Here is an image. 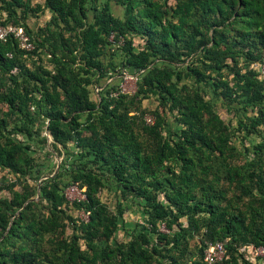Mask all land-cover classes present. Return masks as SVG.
Returning a JSON list of instances; mask_svg holds the SVG:
<instances>
[{"label":"trees","instance_id":"16d2710c","mask_svg":"<svg viewBox=\"0 0 264 264\" xmlns=\"http://www.w3.org/2000/svg\"><path fill=\"white\" fill-rule=\"evenodd\" d=\"M167 2L0 0V24L34 45L0 39V264H209L218 242L215 264H264L247 255L264 247V0ZM216 99L242 111L237 128ZM236 131L259 139L242 149ZM110 184L146 218L124 239Z\"/></svg>","mask_w":264,"mask_h":264},{"label":"rangeland","instance_id":"374dc122","mask_svg":"<svg viewBox=\"0 0 264 264\" xmlns=\"http://www.w3.org/2000/svg\"><path fill=\"white\" fill-rule=\"evenodd\" d=\"M43 0H31L32 5L36 3H42ZM175 3V0H168L167 4L172 5ZM116 10L118 7H114ZM119 11V15L122 17L123 16V10L122 8L117 9ZM50 18V13L48 10H45L41 13H39L37 16H34L32 18H29L30 20V25L34 27V29H37L40 25H44L46 21H48ZM135 45H140L142 44V40L137 38L134 40ZM123 80L121 83V88L126 91V92H134L136 88L135 84V77L130 74H126L123 76ZM204 87L203 85H201ZM205 89L208 92V96L210 97L211 95V89L205 87ZM99 90V88L96 89V91ZM92 96H95V90L93 91ZM156 100L153 97H150L148 99L144 100V104L146 106H149L150 108H153L156 105ZM215 108L220 114V116L230 124V126L235 129L237 128V120L241 116L242 111H234V110H229L226 105L222 103L221 100H215ZM240 107V106H238ZM247 114H251V112H248ZM165 118L168 124V128L173 129L176 126V123L174 121V115L170 112H167L165 114ZM244 131H236L235 135L233 136V141L243 149L244 146H248L251 141H256L259 138L254 135L250 134L248 137L244 136ZM164 134H166L164 132ZM36 156H40L39 152L36 153ZM64 160V155L58 156L56 153H53V157L48 158L46 161V165L44 167V170L46 173H51L53 175L60 167V163ZM68 179L67 176L65 177V180ZM31 181V180H30ZM111 187L109 188H104L101 193L100 197L107 202L110 207L115 210L116 205L118 201H122L123 205H125L127 208L121 217V224H120V229L117 231L116 238L117 239H124L126 237L127 232L133 231L135 228H138V224H145L146 223V218L144 216L143 210L139 204L134 203L132 200H122L118 196V190L114 187L113 184H110ZM6 195L9 194L6 190L4 192ZM67 197L69 199H75V198H80L82 197V190L77 187V186H70L66 190ZM70 212L77 218L81 219H86L87 215L83 213L82 211L74 210L71 209ZM70 228L68 230V233H70ZM247 255L252 259L255 260V256H264V247H259V248H249L247 250Z\"/></svg>","mask_w":264,"mask_h":264},{"label":"built area","instance_id":"2783aa9c","mask_svg":"<svg viewBox=\"0 0 264 264\" xmlns=\"http://www.w3.org/2000/svg\"><path fill=\"white\" fill-rule=\"evenodd\" d=\"M8 37L15 38L18 41V45L22 49L31 50L34 48L33 43L30 41L29 36L25 33L22 27L0 24V39L6 40ZM252 66L256 70H258L262 75H264V61L260 63H254ZM146 119L147 122L149 123L152 121L151 117L149 116ZM83 197L84 195L82 192V197L80 198ZM224 251H225L224 246L221 242H218L216 244H209L204 249V260L209 264H215L218 260H220L223 257Z\"/></svg>","mask_w":264,"mask_h":264}]
</instances>
